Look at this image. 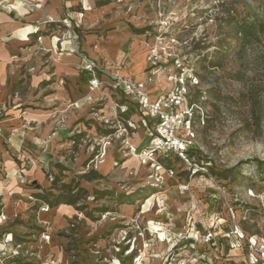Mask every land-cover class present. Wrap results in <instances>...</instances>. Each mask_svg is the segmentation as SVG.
<instances>
[{
  "label": "rangeland",
  "instance_id": "1",
  "mask_svg": "<svg viewBox=\"0 0 264 264\" xmlns=\"http://www.w3.org/2000/svg\"><path fill=\"white\" fill-rule=\"evenodd\" d=\"M73 1L74 20L56 30L63 41H80L83 59L152 79L155 94L185 79L196 105L191 165L170 155L177 176L156 186L130 155V147L147 142L137 110L120 108L121 93L110 90L101 102L87 73L50 77L66 89L65 115L82 129L71 134L69 153L45 172V186L32 180L27 186L38 188L39 211L60 200L73 203L76 214L58 224L41 223L35 212L13 217L6 211L5 230L21 246L11 264H134L145 252L144 264H162L168 245L150 235L154 227L198 234L195 250L188 245L179 260L195 251L212 264H243L247 252H229L228 242L237 239L223 235L239 229L264 236V0ZM41 59L55 72V62ZM29 93L23 86L22 96ZM108 156L113 166L104 175L99 166ZM91 173L102 178H88ZM208 231L217 235L218 251L202 242Z\"/></svg>",
  "mask_w": 264,
  "mask_h": 264
},
{
  "label": "crops",
  "instance_id": "2",
  "mask_svg": "<svg viewBox=\"0 0 264 264\" xmlns=\"http://www.w3.org/2000/svg\"><path fill=\"white\" fill-rule=\"evenodd\" d=\"M73 10V0H0V208L13 217L35 212L41 223L55 219L59 224L76 214L73 205L66 203L47 213L39 211L42 204L33 198L38 188L27 186L30 180L37 187L45 186V172L52 170L55 157L69 153L71 134L82 129L81 124L74 128L65 115L69 102L66 89L50 80V77L68 79L86 75L80 41H63L61 31L56 30L69 19L74 20ZM75 25L78 26L76 22ZM43 56L55 62V72L41 66ZM87 74L90 82L91 75ZM28 76L29 85L23 83ZM126 76L132 78L129 73ZM23 86L30 91L28 99L22 96ZM110 90L116 91L105 87L95 90V98L104 102ZM43 91L45 94L37 98ZM166 93L155 94L150 85L151 99ZM120 95L121 106L132 105ZM141 129L147 142L146 130ZM112 166L113 157L108 156L99 172L105 175ZM165 248L161 244L159 250Z\"/></svg>",
  "mask_w": 264,
  "mask_h": 264
},
{
  "label": "built area",
  "instance_id": "3",
  "mask_svg": "<svg viewBox=\"0 0 264 264\" xmlns=\"http://www.w3.org/2000/svg\"><path fill=\"white\" fill-rule=\"evenodd\" d=\"M83 70L91 75L90 89L92 91L105 87L121 92L132 104L120 106L122 111L127 112L129 107L137 110L139 122L146 130L148 141L141 149L130 147V155L138 160L141 167L149 170L148 178L155 185L177 176L174 167L162 162L161 159L165 155L175 154L191 165L187 151L192 148L195 138L193 121L196 105L191 102L184 78L179 79L178 85L166 94L153 100L150 95L152 79L135 81L119 72H111L101 67L96 61L87 58L84 59ZM260 204L261 222L264 227L262 198H260ZM50 209V206L46 205L43 206L42 211L47 213ZM7 221L3 208H0V264H11L21 256V246L16 243L13 233L4 229ZM150 235L168 245L162 264H212L208 259L202 261V257L195 251L189 258L187 256L188 259L179 260L180 251L185 248L188 251L195 250L199 237L194 232L191 234L163 232L158 227H154ZM232 236L237 239L238 244L228 242L229 252L236 250L247 252V259L243 264H264V236L258 234L247 236L244 230L236 229L223 235V238L229 240ZM46 239L49 240L50 237L47 236ZM202 240L206 246L219 250L215 233L208 231ZM188 245L190 249L187 248ZM143 256L146 257V252ZM143 256H137L134 264H144Z\"/></svg>",
  "mask_w": 264,
  "mask_h": 264
},
{
  "label": "trees",
  "instance_id": "4",
  "mask_svg": "<svg viewBox=\"0 0 264 264\" xmlns=\"http://www.w3.org/2000/svg\"><path fill=\"white\" fill-rule=\"evenodd\" d=\"M85 72H86V71H85ZM86 73H87V72H86ZM132 109L134 110L135 108H134V107H131V108L129 107V109L127 110V113L130 112ZM193 150H194L193 148H190V149H188V151H187V155H188V157H189L190 159L192 158ZM170 155H172V154H167V155H165V157L162 158L161 160H162L163 163L169 164V165L171 166V164H170L169 162H167V159L170 158ZM172 167H173V166H172ZM87 176H89L88 178H96V177H98V178H102L100 175H98V174H96V173H91V175H87ZM38 196H40V195H38ZM40 197H41V196H40ZM42 198H43V197H42ZM61 204H64V203L61 202L60 200H57V202L51 204V207H52V208H55V207L60 206ZM68 204L73 205V203H68Z\"/></svg>",
  "mask_w": 264,
  "mask_h": 264
},
{
  "label": "bare ground",
  "instance_id": "5",
  "mask_svg": "<svg viewBox=\"0 0 264 264\" xmlns=\"http://www.w3.org/2000/svg\"><path fill=\"white\" fill-rule=\"evenodd\" d=\"M163 238V236H161Z\"/></svg>",
  "mask_w": 264,
  "mask_h": 264
}]
</instances>
